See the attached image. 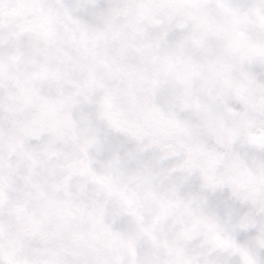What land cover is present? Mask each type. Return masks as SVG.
Returning a JSON list of instances; mask_svg holds the SVG:
<instances>
[{
  "label": "clouds",
  "instance_id": "9594fccd",
  "mask_svg": "<svg viewBox=\"0 0 264 264\" xmlns=\"http://www.w3.org/2000/svg\"><path fill=\"white\" fill-rule=\"evenodd\" d=\"M0 264H264V0H0Z\"/></svg>",
  "mask_w": 264,
  "mask_h": 264
}]
</instances>
